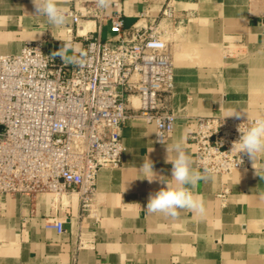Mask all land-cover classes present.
I'll use <instances>...</instances> for the list:
<instances>
[{"label":"crops","instance_id":"0c3cea01","mask_svg":"<svg viewBox=\"0 0 264 264\" xmlns=\"http://www.w3.org/2000/svg\"><path fill=\"white\" fill-rule=\"evenodd\" d=\"M57 2L67 15L61 27L36 16L32 0H0V52L17 54L27 40L69 46L97 29L103 39L115 41L110 17L116 10L128 27L142 12L157 15L163 0H109L102 19L83 18L77 25L67 12L97 0ZM173 5L184 24L170 45L169 103L175 116L170 135L157 142L154 124L139 115L138 100L131 98L121 165L98 170L90 215L80 213L78 194L69 190L53 204L46 191L0 197V264H264V155L249 159L247 168L212 174L196 166L188 139V120L195 116H264V0H174ZM181 139L192 167L205 176L193 192L206 211L179 210L173 219L145 207L150 194L166 187L163 181L174 184L167 158L175 152L168 148ZM148 159L156 174L152 182L142 171ZM50 215L63 219L62 231L46 226ZM79 238L86 243L81 248Z\"/></svg>","mask_w":264,"mask_h":264},{"label":"built area","instance_id":"2783aa9c","mask_svg":"<svg viewBox=\"0 0 264 264\" xmlns=\"http://www.w3.org/2000/svg\"><path fill=\"white\" fill-rule=\"evenodd\" d=\"M173 4L163 0L157 15L142 12L128 27L116 10L110 17L115 41L103 39L99 29L75 37L66 44L71 61L47 52L41 40L25 41L17 54L0 52V197L46 191L53 204L69 190L78 194L80 213L90 215L98 170L121 165L131 98L138 100L139 115L154 124L156 141L166 140L175 118L170 45L184 24ZM102 9L94 2L67 14L77 25L83 18L102 19ZM256 118H189L196 166L219 175L247 168L250 157L232 147L238 127ZM62 220L50 215L46 226L62 231ZM85 245L77 240V248Z\"/></svg>","mask_w":264,"mask_h":264},{"label":"clouds","instance_id":"9594fccd","mask_svg":"<svg viewBox=\"0 0 264 264\" xmlns=\"http://www.w3.org/2000/svg\"><path fill=\"white\" fill-rule=\"evenodd\" d=\"M35 15L46 17L49 24L54 27H61L67 22V15L61 8L57 0H32ZM101 8L109 4V0H97ZM241 113L235 112L231 116L239 118ZM241 133L240 138L233 142L232 151L238 154H247L254 160L264 155V116H258L252 124L242 129L238 127ZM169 151L175 152L173 159L167 158V162L172 164L171 179L173 183L163 181L166 187L161 188L155 194H150L146 210L150 213H159L165 217L177 218L179 210H190L198 215L205 214V204L203 199L193 192L200 180L205 179L204 174L192 167L191 156L186 153L183 147V140L177 141ZM240 159V158H239ZM243 163L240 159L239 164ZM142 171L147 175L145 179L152 182L150 177L156 175L153 171V164L148 159L142 164Z\"/></svg>","mask_w":264,"mask_h":264},{"label":"water","instance_id":"95a60500","mask_svg":"<svg viewBox=\"0 0 264 264\" xmlns=\"http://www.w3.org/2000/svg\"><path fill=\"white\" fill-rule=\"evenodd\" d=\"M46 51L49 53L61 54L64 60L71 61L72 49L64 41H49L46 43Z\"/></svg>","mask_w":264,"mask_h":264},{"label":"bare ground","instance_id":"6f19581e","mask_svg":"<svg viewBox=\"0 0 264 264\" xmlns=\"http://www.w3.org/2000/svg\"><path fill=\"white\" fill-rule=\"evenodd\" d=\"M81 32L83 33V30Z\"/></svg>","mask_w":264,"mask_h":264}]
</instances>
